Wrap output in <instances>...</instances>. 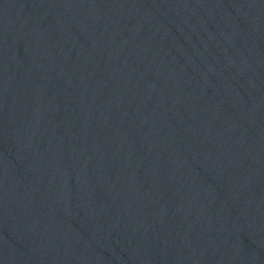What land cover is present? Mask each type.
<instances>
[{"label":"water","instance_id":"obj_1","mask_svg":"<svg viewBox=\"0 0 264 264\" xmlns=\"http://www.w3.org/2000/svg\"><path fill=\"white\" fill-rule=\"evenodd\" d=\"M0 264H264V0H0Z\"/></svg>","mask_w":264,"mask_h":264}]
</instances>
